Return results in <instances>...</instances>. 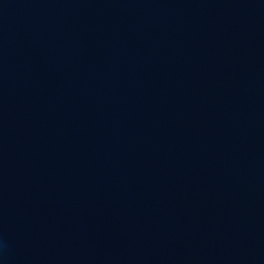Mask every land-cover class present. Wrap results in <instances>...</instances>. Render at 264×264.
Listing matches in <instances>:
<instances>
[{
	"label": "water",
	"instance_id": "obj_1",
	"mask_svg": "<svg viewBox=\"0 0 264 264\" xmlns=\"http://www.w3.org/2000/svg\"><path fill=\"white\" fill-rule=\"evenodd\" d=\"M0 264H264V0H0Z\"/></svg>",
	"mask_w": 264,
	"mask_h": 264
}]
</instances>
